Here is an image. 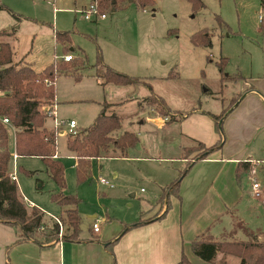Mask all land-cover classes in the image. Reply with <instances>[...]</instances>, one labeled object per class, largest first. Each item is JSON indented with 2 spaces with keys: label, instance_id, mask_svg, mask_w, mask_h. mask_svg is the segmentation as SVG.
I'll return each instance as SVG.
<instances>
[{
  "label": "rangeland",
  "instance_id": "1",
  "mask_svg": "<svg viewBox=\"0 0 264 264\" xmlns=\"http://www.w3.org/2000/svg\"><path fill=\"white\" fill-rule=\"evenodd\" d=\"M94 1L100 4L108 2ZM201 1L202 7L191 9L187 0H151L143 7L132 0H115L113 5L118 8L110 4L101 6L100 11L105 12L106 17L92 21L82 16L80 5L83 0H0V4L6 7L0 8V30L11 26L15 29L11 41L9 37L0 36V40H8L9 45L12 44L13 62H24L38 69L53 57L58 59L62 53L68 52L80 60L75 68L81 74L77 80L71 74H61L56 78V118L65 122L72 118L76 129L92 120L101 107L102 98H116L120 92L124 94L121 105L110 107L104 104V109L121 117L122 129L133 130L138 135L139 142L129 150L128 156L94 158L89 177L77 182L72 158L67 153L63 154L64 138L58 137L57 151L63 162L65 179L62 191L79 198L76 208L80 216V233H87L92 214L98 219V226L105 224V229L114 227V223L137 218L154 201V194L158 195L161 170H165L166 180H170L181 165L174 158L166 160L163 157L180 153L187 162L202 151L201 146L190 142L177 153L179 148H173L177 141V120H165L158 112L159 106L148 101L151 96L146 95L149 93L162 97L170 109L180 111L177 113L197 106L222 112L217 121L221 123L222 144L227 141L231 153L258 161L255 177L264 189V128L260 127L256 135L243 142L239 135L240 125L232 119L234 113L227 119H231L232 136L226 137L223 126L224 110L233 106L231 102L240 90L239 79L246 76L258 58L256 40L264 35L258 32L257 27L263 10L259 0ZM52 28L69 30L67 50L62 52L61 45L54 42ZM194 31L198 37L209 36L210 45L193 44L190 35ZM97 54L118 71L144 77L149 87L133 83L127 84L128 88L102 90L101 78L95 75L92 65ZM219 57L225 58L221 70L215 64ZM174 73L176 75H172ZM147 116H160L161 119L156 124ZM51 120L47 117L46 123L50 124ZM55 125L61 126V130L67 129V124ZM7 133L8 146L12 148L10 126H7ZM22 169H29L32 173L27 174ZM10 171L16 176L15 182L23 199L31 200L44 212L42 219L47 225L57 221V215L51 214L67 206L72 207L50 199V192L59 189L39 157H18ZM250 176L251 181L254 178L248 173L249 182ZM99 177L112 185L101 184ZM162 199L163 195L159 201ZM262 205L264 202L258 208L261 219L257 225L261 228L264 226ZM100 218H110V223ZM57 223L58 238L72 234L71 226L67 228L62 220ZM242 230L247 232L244 239L254 233V229L248 231L243 227Z\"/></svg>",
  "mask_w": 264,
  "mask_h": 264
},
{
  "label": "crops",
  "instance_id": "2",
  "mask_svg": "<svg viewBox=\"0 0 264 264\" xmlns=\"http://www.w3.org/2000/svg\"><path fill=\"white\" fill-rule=\"evenodd\" d=\"M88 1L83 0L80 7H83ZM115 7L118 8L117 5ZM258 11L260 12V10ZM105 17L106 14L103 18L91 20L98 21ZM54 29L52 28L53 40ZM14 33L9 36V41L13 39ZM256 41L258 42V58L252 64L246 76L239 79L240 95L233 106L227 109L225 115H223L226 137L232 136L230 131L231 119H227L229 115L234 113L232 119H236L238 122L236 125H240L239 135H241L240 138L243 139V142H247L256 135L260 127L264 128V36ZM53 59L57 58L53 57L51 60ZM58 59H62L61 56ZM41 68L33 69L40 70ZM60 75H57L54 79V96L52 103H50L54 105V114L45 117L43 124L46 128L54 127V120L61 122L62 125L66 124L62 118L55 117V82ZM73 79L77 80L78 78L73 77ZM126 86L127 84H109L100 81V87L104 91L105 88H114V90L120 87L128 88ZM121 96H124L122 92L116 98H110V96L102 98L101 102L99 101L101 107L104 102L110 107L115 104L121 105L125 99ZM204 111L218 114L197 106L187 112H181L179 118L175 119L177 120L178 129L176 132L177 141L173 144V148L175 150L179 148L177 153L181 151L183 145L195 140L202 142L204 145H211L217 140L218 133L214 128V120ZM47 117L52 119L50 124L46 123ZM147 119L158 124L161 117L147 116ZM4 124H6V130L7 126L12 128L13 136V127L8 122ZM59 127L60 130L56 136L53 154L54 157L58 158L60 156L59 151H57L58 137L62 136L64 138L63 144L65 147L66 132V129L61 130L62 127ZM131 148L128 149L126 156H128ZM9 149L8 168L9 173H12L10 166L14 165L16 158L23 156L15 153L14 146ZM66 153L72 158L74 169V155L65 147V153L63 154ZM141 157L145 158L146 156ZM164 158L166 160L174 158L181 162L177 169L178 172L176 171L172 179L166 180L167 173H165V170H161L158 175V195L155 196L154 194V201L150 203L147 209L141 211L137 218L129 222L114 223L112 225L114 227L110 229H105L106 226L104 227L105 224H103L102 227L98 226V229L94 231L91 223L96 220L98 224V219L92 214L87 233H80L79 230L77 240H62L59 238L47 243H38L32 238L17 240V228L9 223L0 222V264H170L179 259L181 251L187 255L192 264H237L239 261L237 255L220 251L215 253L211 261L203 260L191 251L190 241L198 235H203L211 240L244 239L247 232L242 230L243 227L248 231L254 229L253 232L262 229L261 226L257 225H259L258 220L260 218L258 208L263 203L264 189L261 188L259 183L260 194L259 196H253L251 182L247 179L248 172L243 173L239 181L235 175L237 162L248 161L253 164L252 174L256 179L255 166L258 161L253 162L251 161L253 159H250L249 156L239 157L231 153L226 141L220 148L213 149L204 157L193 160L186 170H183L177 186L169 189L160 202L159 198L162 196L163 186L173 181L185 166L184 157L180 153L177 155L169 154ZM105 185L111 186L112 184ZM22 197L24 196L22 195ZM262 208H264V205H262ZM63 209L51 215L62 216ZM100 220L105 222V220L109 221L110 218H100ZM133 222L136 224L131 225ZM238 222L239 225H235ZM109 223L110 221L107 224Z\"/></svg>",
  "mask_w": 264,
  "mask_h": 264
},
{
  "label": "trees",
  "instance_id": "3",
  "mask_svg": "<svg viewBox=\"0 0 264 264\" xmlns=\"http://www.w3.org/2000/svg\"><path fill=\"white\" fill-rule=\"evenodd\" d=\"M107 1L104 4L97 3L100 10L101 6L106 7L115 3V0ZM132 1L143 7L149 4L151 0ZM187 1L190 2L191 9L203 6L201 0ZM259 3L263 14L259 18L258 28L260 33L264 35V0H259ZM4 7L0 4V8ZM14 31L15 29L12 26L1 29L0 36L9 37ZM53 35L55 42L61 45V49L63 51L67 50V45L70 43L69 30L54 29ZM7 41L0 40V222L9 223L17 228V240L32 238L38 243H47L59 239L57 237L59 228L57 222L62 220L67 224V228L71 226L70 231L72 234L62 235L60 239L77 240L80 230V217L75 205L79 198L75 194L62 191L65 187L64 166L60 158L53 156L56 136L60 127L46 128L44 126L43 123L47 113L40 106L42 103H52L54 96L53 83L57 75L71 74L74 78H79L80 73L75 71V68L77 69L76 66L79 65L80 60H78V56H73L69 60L53 59L40 70H34L26 63L12 61V49ZM190 41L193 44L210 45L209 36L200 35L198 37L195 31L190 35ZM73 59L74 61H71ZM224 61V57H219L218 61H215L218 70H221ZM92 65L95 67V75L101 78V83H136L145 84L148 87L150 85L144 77L127 74L112 68L103 61L100 54H97ZM225 76H228V74ZM149 95L151 97L148 98V101L159 106L158 112L163 116L165 115L166 120L179 118L178 115L181 113L170 109L162 97L154 93H149L146 96ZM239 95L238 92L231 103L234 104ZM103 104H106V102ZM103 104L87 125L76 127L74 132H65V147L75 158L74 174L77 182L89 177L94 158L126 156L128 149L138 142L136 132L122 129L121 117L113 111L106 112ZM205 113L209 114L214 120V128L218 133L217 140L211 145H204L198 140L193 141L202 147V151L185 162L184 168L179 171L177 177L163 186L161 195L168 193L169 189L177 186L183 170H186L193 160L202 158L211 150L221 147L223 143L220 133L221 123L217 121L221 118L222 112L218 114ZM3 116L8 119V124L13 127L15 153L22 156L39 157L43 161L48 175L57 185L59 190L50 192V199L58 204L72 205V207L69 206L63 209L64 217L56 216L58 221L55 220L47 225L42 219L43 211L33 204L29 206L25 203L18 191L15 180L9 176L10 149L8 147L6 124L1 121ZM237 165L235 175L239 181L243 173H250L251 164L248 161H238ZM22 170L27 174L32 173L30 170ZM133 224L136 223H131V225ZM256 233H259L260 237ZM249 235L247 239L228 240H211L203 235H198L190 241V248L195 255L207 261H211L215 253L220 251L237 255L239 258L237 264H264V226L260 231ZM170 264L192 263L187 255L181 251L179 259Z\"/></svg>",
  "mask_w": 264,
  "mask_h": 264
},
{
  "label": "built area",
  "instance_id": "4",
  "mask_svg": "<svg viewBox=\"0 0 264 264\" xmlns=\"http://www.w3.org/2000/svg\"><path fill=\"white\" fill-rule=\"evenodd\" d=\"M81 9V13H82V16L83 18L85 19H98V18H103L105 16V12H102L100 11V9L98 8V5L97 3L94 1V0H90L88 1ZM260 17V15H259ZM61 58L63 60H69L72 58V55L68 52V53H64L61 55ZM42 107V110L44 112L47 113V115H52L54 114V105L52 104H46V105H43L41 106ZM164 119H166L165 116H163ZM1 121L4 122V123H7L8 122V119L3 116L1 117ZM54 123L57 124V123H61V122H58L56 120H54ZM67 124V129L66 131H70V132H74V126H75V122L73 119H68V121L66 122ZM56 126V125H55ZM251 161H255L257 162V160H251ZM251 171H250V174H252V169H253V164L251 163ZM9 176L14 179L15 178V175L14 173H9ZM98 181L101 182V183H104V184H109L111 185V183H109L105 178L103 177H99L98 178ZM259 182L256 181L254 178H252V181H251V188H252V194L253 196H259ZM24 198V197H23ZM25 203L27 205H32V202H30L29 200H26L24 199ZM262 202H264V198H262ZM58 221V220H57ZM91 227L92 229L95 231L98 229V224H97V221L94 220L92 223H91Z\"/></svg>",
  "mask_w": 264,
  "mask_h": 264
}]
</instances>
